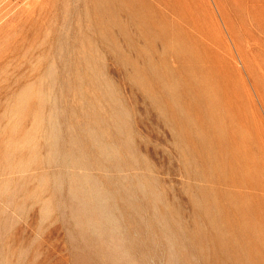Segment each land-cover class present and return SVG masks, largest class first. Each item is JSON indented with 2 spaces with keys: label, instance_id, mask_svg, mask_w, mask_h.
Wrapping results in <instances>:
<instances>
[{
  "label": "rangeland",
  "instance_id": "374dc122",
  "mask_svg": "<svg viewBox=\"0 0 264 264\" xmlns=\"http://www.w3.org/2000/svg\"><path fill=\"white\" fill-rule=\"evenodd\" d=\"M0 264H264V0H0Z\"/></svg>",
  "mask_w": 264,
  "mask_h": 264
}]
</instances>
